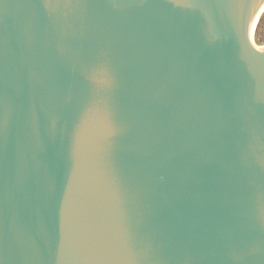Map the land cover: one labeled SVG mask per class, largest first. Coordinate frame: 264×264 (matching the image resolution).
<instances>
[{
	"label": "water",
	"instance_id": "obj_1",
	"mask_svg": "<svg viewBox=\"0 0 264 264\" xmlns=\"http://www.w3.org/2000/svg\"><path fill=\"white\" fill-rule=\"evenodd\" d=\"M264 0H0V264H264Z\"/></svg>",
	"mask_w": 264,
	"mask_h": 264
},
{
	"label": "rangeland",
	"instance_id": "obj_2",
	"mask_svg": "<svg viewBox=\"0 0 264 264\" xmlns=\"http://www.w3.org/2000/svg\"><path fill=\"white\" fill-rule=\"evenodd\" d=\"M253 39L257 47H264V14L260 18Z\"/></svg>",
	"mask_w": 264,
	"mask_h": 264
},
{
	"label": "bare ground",
	"instance_id": "obj_3",
	"mask_svg": "<svg viewBox=\"0 0 264 264\" xmlns=\"http://www.w3.org/2000/svg\"><path fill=\"white\" fill-rule=\"evenodd\" d=\"M263 14H264V6H263V8L261 9L260 13L258 14L257 18L255 19V21H254V23H253V35H254L255 31H256V28H257V25H258V23H259V21H260V18H261V16H262Z\"/></svg>",
	"mask_w": 264,
	"mask_h": 264
},
{
	"label": "snow or ice",
	"instance_id": "obj_4",
	"mask_svg": "<svg viewBox=\"0 0 264 264\" xmlns=\"http://www.w3.org/2000/svg\"><path fill=\"white\" fill-rule=\"evenodd\" d=\"M185 3L189 6L195 3V0H185ZM262 93H264V86H262Z\"/></svg>",
	"mask_w": 264,
	"mask_h": 264
}]
</instances>
